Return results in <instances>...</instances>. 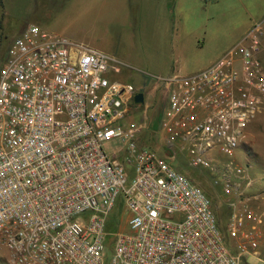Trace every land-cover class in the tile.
I'll list each match as a JSON object with an SVG mask.
<instances>
[{
	"label": "built area",
	"instance_id": "built-area-1",
	"mask_svg": "<svg viewBox=\"0 0 264 264\" xmlns=\"http://www.w3.org/2000/svg\"><path fill=\"white\" fill-rule=\"evenodd\" d=\"M121 65L35 25L9 44L0 65V262L249 264L251 255L264 264V196L245 194L250 182L233 160L246 126L264 120V15L202 70L153 78L154 106L146 89L115 77ZM155 106L165 145L186 151L227 196L223 230L207 195L139 144ZM111 139L121 146L106 154Z\"/></svg>",
	"mask_w": 264,
	"mask_h": 264
},
{
	"label": "rangeland",
	"instance_id": "rangeland-1",
	"mask_svg": "<svg viewBox=\"0 0 264 264\" xmlns=\"http://www.w3.org/2000/svg\"><path fill=\"white\" fill-rule=\"evenodd\" d=\"M250 3L249 0H0V65L20 30L35 25L118 60L122 65L115 77L135 89H146L144 101L154 106L158 91L147 89L152 79L171 73L190 75L209 65V61L237 42L251 19L260 15L253 12ZM157 109L155 106L154 111H147L139 144L199 187L211 201L219 226L224 229L229 213L227 196L213 184L212 173L190 164L186 151L165 145L159 133ZM129 119L135 125L143 121L140 105L130 107ZM120 146L117 139H111L102 148L106 154H112ZM233 160L243 169L240 180L250 182L245 194L264 196L262 118L257 117L246 126ZM116 216L120 217V209ZM123 229L121 225L119 230ZM262 232L256 256L264 262V224ZM246 260L259 264L251 255Z\"/></svg>",
	"mask_w": 264,
	"mask_h": 264
},
{
	"label": "crops",
	"instance_id": "crops-1",
	"mask_svg": "<svg viewBox=\"0 0 264 264\" xmlns=\"http://www.w3.org/2000/svg\"><path fill=\"white\" fill-rule=\"evenodd\" d=\"M249 1H251V5L253 6V12H255V13H257V14H260V15H258L257 17H255L254 19H251V21H250V24H251V22L253 21V20H255V19H258V18H260L261 16H263L264 15V0H249ZM260 16V17H259ZM249 24V25H250ZM217 58V57H216ZM215 58V59H216ZM214 60V59H213ZM213 60H211V61H209L207 64H210Z\"/></svg>",
	"mask_w": 264,
	"mask_h": 264
},
{
	"label": "trees",
	"instance_id": "trees-1",
	"mask_svg": "<svg viewBox=\"0 0 264 264\" xmlns=\"http://www.w3.org/2000/svg\"><path fill=\"white\" fill-rule=\"evenodd\" d=\"M116 215H117L116 212H113L112 214L109 215L108 223H107V229H110V230L114 229V227L112 226L113 227L112 228L110 224L114 223ZM216 217H217V215H216ZM217 220H218V218H217ZM220 229L223 230L221 227H220Z\"/></svg>",
	"mask_w": 264,
	"mask_h": 264
},
{
	"label": "water",
	"instance_id": "water-1",
	"mask_svg": "<svg viewBox=\"0 0 264 264\" xmlns=\"http://www.w3.org/2000/svg\"><path fill=\"white\" fill-rule=\"evenodd\" d=\"M134 102L135 103H141L142 102V95L141 94H136L134 96Z\"/></svg>",
	"mask_w": 264,
	"mask_h": 264
}]
</instances>
